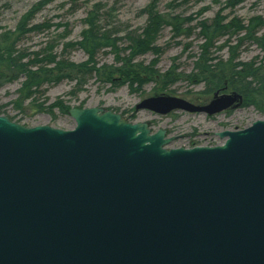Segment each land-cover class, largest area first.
Wrapping results in <instances>:
<instances>
[{
  "label": "water",
  "instance_id": "1",
  "mask_svg": "<svg viewBox=\"0 0 264 264\" xmlns=\"http://www.w3.org/2000/svg\"><path fill=\"white\" fill-rule=\"evenodd\" d=\"M242 101L137 110L213 116ZM68 114L71 131L0 116V264H264V121L220 133L223 146L166 150L173 138L148 123Z\"/></svg>",
  "mask_w": 264,
  "mask_h": 264
},
{
  "label": "rangeland",
  "instance_id": "2",
  "mask_svg": "<svg viewBox=\"0 0 264 264\" xmlns=\"http://www.w3.org/2000/svg\"><path fill=\"white\" fill-rule=\"evenodd\" d=\"M151 3V0H0V34H18L24 17L37 8L27 26L29 33L21 36L15 46L18 51L15 56L25 55L22 65L34 62L36 55L39 60L49 59L50 54L59 63H88V52L77 44L90 29L89 22L94 24L99 37H109L115 44V48L97 49L95 65L90 62L89 68L82 71L83 76L72 74L71 79L50 82L55 76L52 75L46 82L42 76L39 85L31 86L25 74L3 69L8 80L0 86V116L26 128L49 126L70 131L76 127L68 114L70 109H104L126 116L132 124L152 121L149 125L152 134L164 130L168 139L173 138L164 147L166 150L221 146L224 140L220 133L245 130L257 121H264V83L260 82L264 78V49L247 39L246 32L216 39L207 54L201 48L207 44L203 25L221 19L224 25L239 21L247 29L257 18L264 21V0H160L156 11L184 21L187 33L177 35L172 27L166 26L154 45L161 50L159 56L151 52L132 56L130 38L143 33L148 24L144 12ZM38 27L41 29L36 30ZM262 36L264 26L256 33V37ZM203 58L209 60L207 67L217 69L215 76L199 74L196 67L200 63L204 68ZM48 63L34 62L30 71L43 67L46 71L54 70L55 63L44 66ZM220 64L243 66L235 70L240 75L232 78L228 74L219 83ZM245 65L258 70V78L247 77ZM92 67L99 72H90ZM128 68L143 69L138 73L143 81L142 93L135 91L138 82L127 80L132 77L125 73ZM215 93L242 96V104L211 117L179 110L154 119L147 116L151 112L137 110L142 101L161 96L204 106L213 100Z\"/></svg>",
  "mask_w": 264,
  "mask_h": 264
},
{
  "label": "trees",
  "instance_id": "3",
  "mask_svg": "<svg viewBox=\"0 0 264 264\" xmlns=\"http://www.w3.org/2000/svg\"><path fill=\"white\" fill-rule=\"evenodd\" d=\"M152 3L151 5L145 10V14L148 16V24L146 28L144 29L143 33L138 36H131L130 42L132 43L131 46V55L132 56H138V55H143L148 52H151L153 54H156L159 56L161 54V50L157 48L155 45L156 39L159 36V33L163 28L166 26L172 27L173 30H175L177 35H183L186 34L187 32H184L183 25L185 24L184 21L180 20L179 18L175 17H169V16H162L156 11V6L160 0H151ZM37 11V8L30 12L22 22L19 24L17 33L18 34H13V33H4L0 34V86L8 80V77L4 72L2 71L3 69H6L9 72H15L18 71L21 74H25L27 77V83H29L31 86L39 85L42 79L40 77L44 76L45 81L48 82L51 80L52 75H55L50 82H56L65 79V78H70L72 74H81L83 76L84 69L89 68L87 64L90 62L94 63V58L96 56V51L100 47H111L115 48V44L110 42L109 37H103L98 35L97 30L92 22H89L90 24V29L88 31H85L83 33V40L78 46L82 47L85 49V51L88 52L90 56V61L86 64L82 65H74L66 62H56V58L54 56L47 55L49 59L39 60L38 56L36 55L34 62L37 61H42V62H49L46 65H50L52 63H55V68L54 70L46 71L44 70L45 67L42 69L39 68L37 71H30V67L33 66L32 62L31 64H21L22 58L25 57L21 56L20 54L18 56H15L18 54V51L15 50V46L20 40V37L29 33V29L27 28L29 22L31 21L34 13ZM264 26V21L260 18H257L254 20L253 24L251 27H248L247 29L240 23L239 21H234L231 24L224 25L222 24V20H216L212 25H203L202 26V31H203V36L206 39V45L202 46L201 48L203 49L204 53L207 54L208 50L212 47V44L214 41L220 37H223L225 35L233 36V35H238L242 32H246V37L247 39H251L252 41H255L259 44V46L264 49V36L261 38L256 37L257 29L260 27ZM41 29V27L36 28V30ZM189 32V31H188ZM191 34L188 33V35ZM16 36V37H15ZM244 40H242L243 42ZM72 47V46H71ZM234 48H232L233 50ZM233 53V58H234ZM132 58V57H131ZM234 60V59H232ZM231 60V62H232ZM209 60L206 58H203V64L204 68H201V64H197V71H199V74L201 73L204 76H209L214 73L215 76V71L217 69L212 70V67H207V62ZM44 64V63H43ZM242 64H235L233 67L225 65V66H218L220 68V76L221 80L218 82L221 83L226 79V75H232V78L235 76L240 75V72L237 70L235 71L238 67H242ZM216 68V67H215ZM222 68V69H221ZM148 69V68H146ZM144 69V70H146ZM99 72L95 67H92L90 72ZM130 71L131 73H128ZM143 72V69L140 70ZM140 71L133 70L131 68L125 69V73H127V76H132L127 78V80L135 81L138 82L139 85L143 84V81H141V77L138 74ZM235 72V74L233 72ZM244 71L247 72V77H252V78H258V70H253L252 68L248 66H244ZM153 72V71H151ZM85 75H88L85 73ZM16 78V77H15ZM13 78V79H15ZM10 79V80H13ZM216 80V79H215ZM234 81V80H233ZM261 83H264V78L260 79ZM234 83H239L235 82ZM242 84V83H241ZM260 104V103H259Z\"/></svg>",
  "mask_w": 264,
  "mask_h": 264
},
{
  "label": "bare ground",
  "instance_id": "4",
  "mask_svg": "<svg viewBox=\"0 0 264 264\" xmlns=\"http://www.w3.org/2000/svg\"><path fill=\"white\" fill-rule=\"evenodd\" d=\"M147 84H149V83H147ZM136 90V92H138V93H142L143 92V89H144V86L143 85H137V88H135ZM140 111H142V112H145V111H148V110H140ZM139 111V112H140ZM150 112V111H149ZM122 115V114H121ZM125 119H128L129 120V118H127L126 116H124V115H122ZM148 117H153L154 119H158V115H156L155 113H153V112H151V113H148V115H147ZM156 116H158V117H156ZM131 121V120H130ZM150 122V121H149ZM150 123H152V121L150 122ZM149 123V124H150ZM227 139H225V141H226Z\"/></svg>",
  "mask_w": 264,
  "mask_h": 264
}]
</instances>
